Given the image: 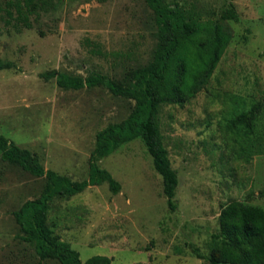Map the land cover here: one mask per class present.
I'll list each match as a JSON object with an SVG mask.
<instances>
[{
  "label": "rangeland",
  "instance_id": "obj_1",
  "mask_svg": "<svg viewBox=\"0 0 264 264\" xmlns=\"http://www.w3.org/2000/svg\"><path fill=\"white\" fill-rule=\"evenodd\" d=\"M50 1L30 27L0 18V59L12 65L0 70V135L29 150L45 171L82 181L97 132L127 118L134 102L101 86L64 90L41 75L94 73L138 86L154 69L159 40L144 0ZM163 2L201 25L219 22L230 42L200 93L182 107L160 109L163 144L179 181L175 210L141 139L99 162L120 183L118 194L102 184L51 202L49 226L83 263L105 256L110 264H204L188 245L210 254L226 204L264 209V111L245 152L225 133L227 120L264 98V0ZM229 9L238 21L221 20ZM44 185V178L0 159V264H57L40 262L29 245H8L20 234L13 212Z\"/></svg>",
  "mask_w": 264,
  "mask_h": 264
},
{
  "label": "trees",
  "instance_id": "obj_2",
  "mask_svg": "<svg viewBox=\"0 0 264 264\" xmlns=\"http://www.w3.org/2000/svg\"><path fill=\"white\" fill-rule=\"evenodd\" d=\"M153 16L158 35V51L154 69L141 75L138 86H124L109 77L90 73L87 77L50 72L41 75L55 79L64 90L104 87L113 96L134 102L123 121L111 123L97 132L95 145L88 159L86 179L72 181L54 171H45L38 158L0 135V159L16 165L35 178H44L45 185L38 197L25 201L13 212L19 229L18 240L32 247L40 262L57 264H110L105 256H93L82 262L80 254L69 243L55 234L48 224L51 202L70 198L89 187L107 184L116 195L121 185L99 162L119 147L141 139L151 156L156 172L162 178L163 195L167 205L175 210L178 176L171 168L168 151L163 144L158 117L163 105L184 106L210 82L224 55L230 38L219 22L199 24L178 5L163 0H144ZM50 0H5L0 5V18L7 24L15 22L30 27V18L37 19L40 11L50 7ZM221 20L238 21L234 10H226ZM12 65L0 59V70ZM264 111V98L251 108L227 120L225 133L238 144L240 153L246 151L248 139L254 133L256 122ZM264 197V190L259 193ZM254 197V195H251ZM219 231L212 235L210 254H203L189 244L191 254L204 264H264V209L240 201L226 204L218 216Z\"/></svg>",
  "mask_w": 264,
  "mask_h": 264
},
{
  "label": "crops",
  "instance_id": "obj_3",
  "mask_svg": "<svg viewBox=\"0 0 264 264\" xmlns=\"http://www.w3.org/2000/svg\"><path fill=\"white\" fill-rule=\"evenodd\" d=\"M147 10L148 11H150L149 9H148V7H147ZM151 12V11H150ZM13 238H15V235L13 236ZM8 245H12V246H18V247H22V246H25L26 244L25 243H23V242H21V241H19V240H17V241H12V242H10V243H8Z\"/></svg>",
  "mask_w": 264,
  "mask_h": 264
}]
</instances>
